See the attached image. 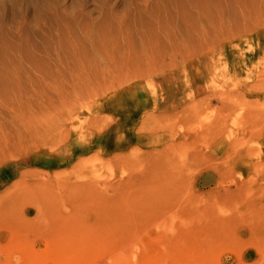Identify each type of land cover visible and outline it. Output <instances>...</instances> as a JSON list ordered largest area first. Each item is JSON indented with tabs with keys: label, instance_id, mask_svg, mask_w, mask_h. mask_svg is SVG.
Segmentation results:
<instances>
[{
	"label": "rangeland",
	"instance_id": "1",
	"mask_svg": "<svg viewBox=\"0 0 264 264\" xmlns=\"http://www.w3.org/2000/svg\"><path fill=\"white\" fill-rule=\"evenodd\" d=\"M0 264H264V0H0Z\"/></svg>",
	"mask_w": 264,
	"mask_h": 264
},
{
	"label": "bare ground",
	"instance_id": "2",
	"mask_svg": "<svg viewBox=\"0 0 264 264\" xmlns=\"http://www.w3.org/2000/svg\"><path fill=\"white\" fill-rule=\"evenodd\" d=\"M7 87H9V86H7ZM209 133H211V138H214V136H215L214 129H212V132L210 131Z\"/></svg>",
	"mask_w": 264,
	"mask_h": 264
}]
</instances>
